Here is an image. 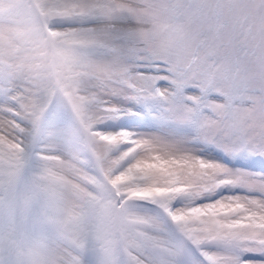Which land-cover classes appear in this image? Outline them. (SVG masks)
Wrapping results in <instances>:
<instances>
[{
    "label": "snow or ice",
    "instance_id": "obj_1",
    "mask_svg": "<svg viewBox=\"0 0 264 264\" xmlns=\"http://www.w3.org/2000/svg\"><path fill=\"white\" fill-rule=\"evenodd\" d=\"M0 264H264V0H0Z\"/></svg>",
    "mask_w": 264,
    "mask_h": 264
},
{
    "label": "rangeland",
    "instance_id": "obj_2",
    "mask_svg": "<svg viewBox=\"0 0 264 264\" xmlns=\"http://www.w3.org/2000/svg\"><path fill=\"white\" fill-rule=\"evenodd\" d=\"M139 119H140L139 117H128V118H126V123L127 124H130V125H135L139 121ZM236 166H238V167H244V166H248V164H247V161L241 160L240 162H238L236 164ZM258 167H259V163H257L254 166V170H256Z\"/></svg>",
    "mask_w": 264,
    "mask_h": 264
}]
</instances>
